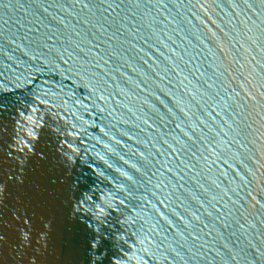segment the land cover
Wrapping results in <instances>:
<instances>
[{
    "label": "water",
    "instance_id": "obj_1",
    "mask_svg": "<svg viewBox=\"0 0 264 264\" xmlns=\"http://www.w3.org/2000/svg\"><path fill=\"white\" fill-rule=\"evenodd\" d=\"M0 264H264V0H0Z\"/></svg>",
    "mask_w": 264,
    "mask_h": 264
}]
</instances>
